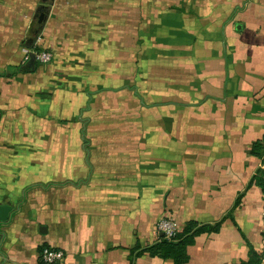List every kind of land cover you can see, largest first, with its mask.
I'll use <instances>...</instances> for the list:
<instances>
[{
    "label": "crops",
    "instance_id": "0c3cea01",
    "mask_svg": "<svg viewBox=\"0 0 264 264\" xmlns=\"http://www.w3.org/2000/svg\"><path fill=\"white\" fill-rule=\"evenodd\" d=\"M263 139L264 0H0V264H174L165 217L222 220L183 264L263 253Z\"/></svg>",
    "mask_w": 264,
    "mask_h": 264
},
{
    "label": "trees",
    "instance_id": "16d2710c",
    "mask_svg": "<svg viewBox=\"0 0 264 264\" xmlns=\"http://www.w3.org/2000/svg\"><path fill=\"white\" fill-rule=\"evenodd\" d=\"M251 152L255 156L264 157V139L255 141ZM254 179L256 183L264 189V169H259ZM221 223L222 220L214 223H199L193 220L188 221L174 237L169 239L161 235L158 241L138 252V255L143 252H148L152 256L171 258L174 264H183L189 259L187 248L189 245L195 243L196 237L205 232H217L220 229ZM263 257L264 252L259 253L251 248L249 257L236 264H260Z\"/></svg>",
    "mask_w": 264,
    "mask_h": 264
},
{
    "label": "built area",
    "instance_id": "2783aa9c",
    "mask_svg": "<svg viewBox=\"0 0 264 264\" xmlns=\"http://www.w3.org/2000/svg\"><path fill=\"white\" fill-rule=\"evenodd\" d=\"M37 45L30 50V56L34 55L35 59L39 63H47L53 59V54L51 51L44 49L39 43L41 42V37L38 35ZM158 237L164 235L166 238H172L180 230L178 223L170 218H162L157 225ZM65 258V252L60 248L51 247L48 245H43L40 249V261L42 264H62Z\"/></svg>",
    "mask_w": 264,
    "mask_h": 264
},
{
    "label": "water",
    "instance_id": "95a60500",
    "mask_svg": "<svg viewBox=\"0 0 264 264\" xmlns=\"http://www.w3.org/2000/svg\"><path fill=\"white\" fill-rule=\"evenodd\" d=\"M44 8H46V7H45V6H42V7L39 9V11H40V13H39V22H40V23H44V21H45V19H46V13L42 11ZM42 12H43V13H42ZM35 64H36L35 56H34V55H31V58L29 59V61L26 63V65H25L23 68H24V69H27V68H34ZM260 264H264V257H263V259H262V261H261Z\"/></svg>",
    "mask_w": 264,
    "mask_h": 264
}]
</instances>
